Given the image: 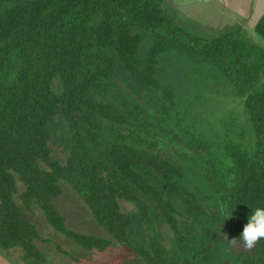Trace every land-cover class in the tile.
<instances>
[{"label":"trees","instance_id":"1","mask_svg":"<svg viewBox=\"0 0 264 264\" xmlns=\"http://www.w3.org/2000/svg\"><path fill=\"white\" fill-rule=\"evenodd\" d=\"M179 19L164 0H0V251L13 264H50L40 242L62 251L54 235L114 264H184L158 220L180 247L198 230L196 258L218 241L228 256L217 264H264V239L250 250L238 239L264 207V13L253 25L263 42L241 23L205 33ZM163 54L177 56L195 98L216 84L238 108L204 121L164 79ZM57 116L69 132L64 163L49 145ZM185 161L206 188L183 182ZM65 188L101 234L67 225L55 202Z\"/></svg>","mask_w":264,"mask_h":264},{"label":"rangeland","instance_id":"2","mask_svg":"<svg viewBox=\"0 0 264 264\" xmlns=\"http://www.w3.org/2000/svg\"><path fill=\"white\" fill-rule=\"evenodd\" d=\"M167 2L168 7L172 11H176V3L181 2V0H168ZM185 14L186 15H183L187 19H179V22L185 26H190L199 32L206 33L207 30L219 29L225 25L223 21L216 22V20L212 21L215 23H211V21L199 22L196 18L192 19L193 17H191L189 13ZM233 21L235 20L233 19ZM254 34L250 32V35L254 37V40L263 42V39L260 36ZM149 42V38L144 41L143 49L147 47ZM160 65L163 68L161 73L164 79L176 80L179 97L185 99L187 103L191 104L194 100V88L189 83L188 77L185 75V69L178 61L177 56L174 54H163L160 57ZM116 76L122 85L129 84V76L123 68L119 67L117 69ZM55 86L58 88L57 84ZM215 88L216 84L211 85L206 93H204L205 97L201 98V100L194 97V104L198 105L197 110L200 112L201 118L204 121L214 119L215 116L220 115V110L222 109L237 107L236 103L226 100L222 94H218V92L215 91ZM50 128L52 136L49 141V145L52 149V154L61 163H64L68 155L69 147L68 126L62 117L57 116L50 123ZM184 165L186 174L183 182L191 188L195 186L206 188L198 164L193 161H185ZM55 202L60 212L65 216L66 223L70 228L86 234H101V230L90 218L84 205L69 188H65L63 193L55 199ZM120 204L122 210L131 214L133 219V223L129 229L132 241L134 243L143 242L145 240V229L135 214L134 205L124 199L120 200ZM245 218L247 224L249 217ZM34 221H36L39 230L43 233L44 222L41 220V217L36 215V217H34ZM157 223L161 240L168 247L178 251L182 255L184 264H217L218 261L228 256L226 247L218 241H214V245L209 254L201 255L196 258L194 254L202 244L198 230L192 231L191 240L184 246L180 247L171 237V233L166 224L159 220ZM53 238L61 244L62 251H59L52 243H47L45 241L40 242L43 249L50 254V264H114L113 256L110 253L88 251L78 247L73 243V241H65L56 235H54Z\"/></svg>","mask_w":264,"mask_h":264},{"label":"crops","instance_id":"3","mask_svg":"<svg viewBox=\"0 0 264 264\" xmlns=\"http://www.w3.org/2000/svg\"><path fill=\"white\" fill-rule=\"evenodd\" d=\"M164 1L168 3V0ZM176 4V10L181 14L189 13L192 19L196 18L199 22L215 23L212 21L216 20V22L223 21L225 25L241 23L253 34L254 23L264 13V0H181Z\"/></svg>","mask_w":264,"mask_h":264},{"label":"clouds","instance_id":"4","mask_svg":"<svg viewBox=\"0 0 264 264\" xmlns=\"http://www.w3.org/2000/svg\"><path fill=\"white\" fill-rule=\"evenodd\" d=\"M224 238L230 246H235L239 239L242 240L245 248L249 250L254 248L257 243L264 239V207H257L253 210V214L249 217L238 239L228 240L226 236Z\"/></svg>","mask_w":264,"mask_h":264},{"label":"water","instance_id":"5","mask_svg":"<svg viewBox=\"0 0 264 264\" xmlns=\"http://www.w3.org/2000/svg\"><path fill=\"white\" fill-rule=\"evenodd\" d=\"M0 263L1 264H13L9 258H7L1 251H0Z\"/></svg>","mask_w":264,"mask_h":264},{"label":"bare ground","instance_id":"6","mask_svg":"<svg viewBox=\"0 0 264 264\" xmlns=\"http://www.w3.org/2000/svg\"><path fill=\"white\" fill-rule=\"evenodd\" d=\"M1 264V263H0Z\"/></svg>","mask_w":264,"mask_h":264}]
</instances>
